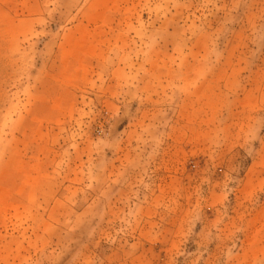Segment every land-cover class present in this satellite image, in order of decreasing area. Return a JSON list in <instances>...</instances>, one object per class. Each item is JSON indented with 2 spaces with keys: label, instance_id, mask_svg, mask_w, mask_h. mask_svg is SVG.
I'll return each instance as SVG.
<instances>
[{
  "label": "rangeland",
  "instance_id": "374dc122",
  "mask_svg": "<svg viewBox=\"0 0 264 264\" xmlns=\"http://www.w3.org/2000/svg\"><path fill=\"white\" fill-rule=\"evenodd\" d=\"M0 264H264V0H0Z\"/></svg>",
  "mask_w": 264,
  "mask_h": 264
}]
</instances>
